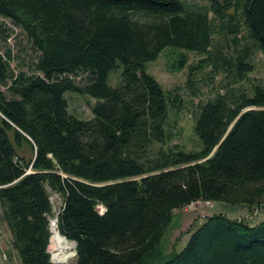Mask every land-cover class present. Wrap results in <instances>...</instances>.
I'll return each mask as SVG.
<instances>
[{"label":"trees","instance_id":"16d2710c","mask_svg":"<svg viewBox=\"0 0 264 264\" xmlns=\"http://www.w3.org/2000/svg\"><path fill=\"white\" fill-rule=\"evenodd\" d=\"M201 1L0 0V19L37 54L17 74L0 54L1 220L21 264H52L50 192L63 199L57 229L76 244L73 264H264V221L222 214L197 225L181 251L160 249L174 210L264 205V84L232 87L248 81L255 52L264 57V0ZM165 48L203 56L188 89L202 68L226 80L223 94L196 106L195 151L173 143L179 94L145 71ZM65 92L95 99L92 118L72 116ZM22 143L34 147L30 163L17 154Z\"/></svg>","mask_w":264,"mask_h":264},{"label":"rangeland","instance_id":"374dc122","mask_svg":"<svg viewBox=\"0 0 264 264\" xmlns=\"http://www.w3.org/2000/svg\"><path fill=\"white\" fill-rule=\"evenodd\" d=\"M187 4L204 5L201 0H181ZM223 2V0H217ZM0 27L5 30V36L0 32V54L8 61L11 70L17 74L19 72L29 73L36 61L37 54L31 47L26 35L18 27H15L8 20L0 19ZM217 37L215 38V40ZM203 56L187 52L184 50L165 48L159 57L146 64L145 71L151 75L168 94L178 93L182 101V109L179 114L169 115V124L173 135V143L179 144L186 151H195L199 148L198 138L196 137L194 127V114L197 104H202L215 97L216 93L223 94L220 91L221 82L225 84L223 75L211 77V68H202L194 74V86L188 89L186 86L188 77H190V68L195 67ZM253 72L248 75V81L236 86L247 93H250L251 84H264V57L261 53L255 52L252 57ZM121 68L111 72L108 77V85L112 88L118 86L121 81ZM222 85V87H223ZM65 99L68 103V112L81 120L92 118L91 107L96 100L89 96H81L72 92H65ZM19 158L30 163L34 158V147L28 143H22L17 149ZM28 172L30 169L27 170ZM50 202L52 205L53 216L50 222L52 233V223L57 222V215L63 206V199L58 194L50 192ZM173 221L168 227L160 249L163 255L170 254L172 248L176 252L182 250L190 235V232L207 216L213 214H222L231 220H242L249 226H255L264 221V205L261 207H249L247 205H230L226 203H205L197 202L191 204L182 210H174ZM2 211L0 209V264H21L17 253L12 249L11 234L6 224L1 220ZM55 228L57 229V223ZM58 232V229H57ZM59 234V232H58ZM60 235V234H59ZM61 236V235H60ZM52 237V234H51ZM51 239V238H50ZM69 242V241H68ZM75 248H70L66 252L72 257L65 264H73L75 261ZM50 260L54 252L51 245H48Z\"/></svg>","mask_w":264,"mask_h":264},{"label":"bare ground","instance_id":"6f19581e","mask_svg":"<svg viewBox=\"0 0 264 264\" xmlns=\"http://www.w3.org/2000/svg\"><path fill=\"white\" fill-rule=\"evenodd\" d=\"M56 223L55 222L52 223L53 230L51 233L52 237L50 239V245L53 248V250H55L57 252H59V251L66 252L70 248H75V245L73 242H68V240H66L64 237H62L58 234L57 229L55 228ZM50 232H51V230H50ZM64 254H67V253H64ZM52 262L55 263L53 260H52Z\"/></svg>","mask_w":264,"mask_h":264},{"label":"water","instance_id":"95a60500","mask_svg":"<svg viewBox=\"0 0 264 264\" xmlns=\"http://www.w3.org/2000/svg\"><path fill=\"white\" fill-rule=\"evenodd\" d=\"M56 219H57V218H56ZM49 232H50V230H49ZM74 245H75V250H74V252H75V254H76V244L74 243ZM50 262H51L52 264H65V263H53L52 260H50Z\"/></svg>","mask_w":264,"mask_h":264},{"label":"built area","instance_id":"2783aa9c","mask_svg":"<svg viewBox=\"0 0 264 264\" xmlns=\"http://www.w3.org/2000/svg\"><path fill=\"white\" fill-rule=\"evenodd\" d=\"M207 203H209V202H207ZM99 211H100V213H103V208H101V207H99Z\"/></svg>","mask_w":264,"mask_h":264}]
</instances>
